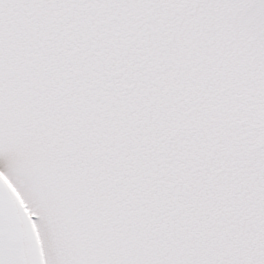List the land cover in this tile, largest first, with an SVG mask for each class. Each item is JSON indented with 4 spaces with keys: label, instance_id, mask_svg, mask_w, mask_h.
I'll list each match as a JSON object with an SVG mask.
<instances>
[{
    "label": "snow or ice",
    "instance_id": "1",
    "mask_svg": "<svg viewBox=\"0 0 264 264\" xmlns=\"http://www.w3.org/2000/svg\"><path fill=\"white\" fill-rule=\"evenodd\" d=\"M0 264H264V0H0Z\"/></svg>",
    "mask_w": 264,
    "mask_h": 264
}]
</instances>
